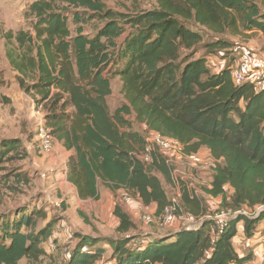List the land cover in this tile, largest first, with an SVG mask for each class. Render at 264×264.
<instances>
[{"label":"trees","instance_id":"trees-1","mask_svg":"<svg viewBox=\"0 0 264 264\" xmlns=\"http://www.w3.org/2000/svg\"><path fill=\"white\" fill-rule=\"evenodd\" d=\"M104 1L33 2L27 15L35 36L21 32L18 48L7 52L21 75L20 86L46 108L45 128L72 152L66 177L79 198L98 199L101 181L146 206L156 204L157 214L172 203L159 177L172 183L164 156L153 150L150 163L140 159L147 142L132 129L130 117H135L148 132L176 140L187 154L208 150L216 168L205 194L219 200L221 209L253 217L231 220L212 243L213 220H204L196 231L141 236L117 206L118 236L81 237L66 264H248L252 254L240 257L233 240L241 223L251 237L264 219V210L254 217L264 209V92L234 83L237 62L214 72L210 57L232 49L235 38L264 37V0H157V9L133 15L108 9ZM71 9L91 12L105 23L93 37L81 27L72 37ZM73 18L82 22L77 12ZM203 48L206 54L198 56ZM115 78L122 82L125 103L112 113L108 99ZM22 152L19 139L4 142L0 164L9 153ZM179 201L184 215L206 214L202 198L191 197L183 185ZM33 219L27 213L0 222V264L46 254L40 246L52 227L37 235Z\"/></svg>","mask_w":264,"mask_h":264},{"label":"rangeland","instance_id":"rangeland-1","mask_svg":"<svg viewBox=\"0 0 264 264\" xmlns=\"http://www.w3.org/2000/svg\"><path fill=\"white\" fill-rule=\"evenodd\" d=\"M35 1L37 0H0V147L4 142L19 139L23 151L19 154L9 153L0 164V222L6 219L14 220L28 213L34 216L35 234L38 235L42 230L52 227L51 236L40 246L46 254L39 260L24 259L19 264H66L81 237L100 239L118 236L114 215L117 206L128 212L137 226L136 233L141 236H144L146 227L159 228L161 223L157 219L156 210L144 205L140 199L124 189L113 190L101 181L98 182V199H80L77 188L69 183L66 177L71 154L55 139L48 150L43 147V137L47 130L44 125L46 108L37 102L39 97L34 93H26L20 86L21 75L13 69L7 57L9 48L17 49L19 46L16 40L18 34L25 32L35 36L33 18L27 15L29 6ZM104 2L108 9L130 15L158 8L157 0ZM75 12L82 18L80 24L73 18ZM69 13L68 22L72 37L76 36L79 27L85 35L93 37L105 23L96 17L97 15L81 9H71ZM234 44L232 49L216 52L210 57L215 64H211L214 72L237 62L240 55L247 50L264 56V37L261 33L251 34L249 39L235 38ZM19 51L27 52L26 49ZM205 54L204 48L198 49V56ZM30 83V80H26V84ZM112 92L108 103L114 113L125 103L119 78L112 81ZM130 121L133 131L142 134L145 139L149 138L150 132L143 123L138 122L135 117H130ZM153 148L165 157L166 152L156 146ZM201 154H207L206 159L212 163L206 151ZM178 169L187 175L190 174L184 166H178ZM202 172L201 170L198 173L197 179L204 184L210 182L209 170L206 175ZM159 177L169 199L179 201L181 193L178 187L167 183L162 176ZM201 191L204 192V187ZM202 196L207 209L205 211H209L207 214H214L215 202ZM37 212L39 214L36 215ZM23 231H27V228Z\"/></svg>","mask_w":264,"mask_h":264},{"label":"built area","instance_id":"built-area-1","mask_svg":"<svg viewBox=\"0 0 264 264\" xmlns=\"http://www.w3.org/2000/svg\"><path fill=\"white\" fill-rule=\"evenodd\" d=\"M232 78L237 86L251 85L257 92H264V56L253 53L251 51H244L236 65L232 67ZM43 147L48 150L51 146V142L54 138L50 134V130H46L43 137ZM147 146L145 152L141 154L140 159L146 163L151 162V154L153 146L160 148L166 152L165 159L166 164L171 171L172 184L178 189L182 190V185L189 192L193 198H202L207 196L205 192H202L203 187H210V182L204 184L197 179L198 173L203 170L205 166L204 158L199 154H187L181 144L171 138H166L158 133H150L149 138L146 139ZM158 151V150H157ZM178 166H184L190 174H185L178 169ZM216 168V162L213 160L210 164L212 171ZM193 173V175H192ZM196 177H195V176ZM203 186V187H201ZM181 198V196H180ZM180 200V199H179ZM180 201L172 200V203L165 206L163 210L158 214V220L161 227H170L179 221H181L180 227L186 230H198L202 227L204 220H213L211 227L212 243H215L225 231L229 222L239 215H245L253 217L248 212L234 211L232 209L217 208L214 214H204L199 217L190 214H182L178 209ZM263 209H259L254 217L258 216ZM148 219V217H144Z\"/></svg>","mask_w":264,"mask_h":264},{"label":"crops","instance_id":"crops-1","mask_svg":"<svg viewBox=\"0 0 264 264\" xmlns=\"http://www.w3.org/2000/svg\"><path fill=\"white\" fill-rule=\"evenodd\" d=\"M213 65H215V64L213 63ZM203 151H206V153H208V155H209L208 150H203ZM203 151H201V152H203ZM201 152L199 154L205 160V166L203 167L202 174H205V175L209 174L208 173V170H209V172L212 176L213 171H212V169H210L211 162L206 159L205 155H207V154L202 155ZM68 154L72 155V152H68ZM209 157H210V155H209ZM210 159L213 161V159L211 157H210ZM210 181H211V179H210ZM206 197L211 198L215 202V205H216V208H214V211H215L218 208L217 205H220V201L213 199L211 196H206ZM149 207H151L152 210H156L155 212L157 213L158 207L156 204H151V205H149ZM203 207H204V209H206L204 202H203ZM125 212L128 214L127 211H125ZM208 212L209 211H207L205 213H208ZM116 220H117V226H118L119 220L117 218H116ZM180 229H182V228L180 227V224L178 225V223H176L170 227H161V229H160V226H159V228L154 227V226L153 227L148 226L145 228L144 235H150V234H153L155 232H162L165 234L166 233H175ZM233 244H234V247H235L237 254L240 257H244L245 255L252 254L253 258L248 264H264V219L257 225V228L254 230L253 235L251 237L246 236V234L244 232V226L241 223L238 227V234L233 240Z\"/></svg>","mask_w":264,"mask_h":264},{"label":"water","instance_id":"water-1","mask_svg":"<svg viewBox=\"0 0 264 264\" xmlns=\"http://www.w3.org/2000/svg\"><path fill=\"white\" fill-rule=\"evenodd\" d=\"M263 210H264V209H263ZM263 210H262V211H263Z\"/></svg>","mask_w":264,"mask_h":264}]
</instances>
